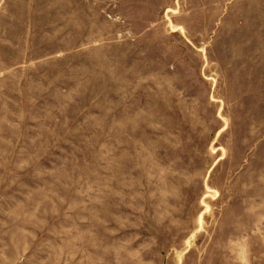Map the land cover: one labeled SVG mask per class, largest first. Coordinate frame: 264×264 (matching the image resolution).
I'll return each mask as SVG.
<instances>
[{"label":"rangeland","instance_id":"374dc122","mask_svg":"<svg viewBox=\"0 0 264 264\" xmlns=\"http://www.w3.org/2000/svg\"><path fill=\"white\" fill-rule=\"evenodd\" d=\"M0 264H264V0H0Z\"/></svg>","mask_w":264,"mask_h":264}]
</instances>
